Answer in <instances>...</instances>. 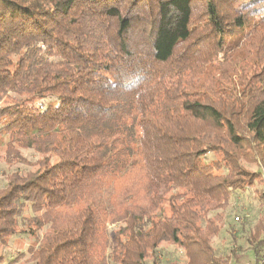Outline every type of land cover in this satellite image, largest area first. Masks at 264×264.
Here are the masks:
<instances>
[{
	"label": "trees",
	"instance_id": "16d2710c",
	"mask_svg": "<svg viewBox=\"0 0 264 264\" xmlns=\"http://www.w3.org/2000/svg\"><path fill=\"white\" fill-rule=\"evenodd\" d=\"M0 138V264H213L264 185V0H0Z\"/></svg>",
	"mask_w": 264,
	"mask_h": 264
},
{
	"label": "rangeland",
	"instance_id": "374dc122",
	"mask_svg": "<svg viewBox=\"0 0 264 264\" xmlns=\"http://www.w3.org/2000/svg\"><path fill=\"white\" fill-rule=\"evenodd\" d=\"M221 54L222 53L219 54V58H222ZM222 67L221 65L215 69V77L218 78L217 71L219 69L221 70ZM225 70L226 69H224V71ZM230 85L233 86L232 84ZM4 141V138H0V153L3 151L2 143H4ZM24 154L30 160H35L37 158L32 152H24ZM240 162L249 172H260L256 164H248L242 160ZM4 171L10 170L5 163V158L0 154V186L4 184L1 175ZM262 175L264 180V174L262 173ZM248 187V189H245L248 190L246 193L243 194L241 190L240 193L242 194H237L234 197L236 200H232L233 198L231 199V205L227 207L221 215L223 228L220 234H217L216 237L214 236L209 240L214 254L218 257H222V259L217 258L213 264H221L220 262L223 264H255L256 260L264 259L263 244L258 245L256 255H252L253 248L257 245L259 235H262V227H264V199L258 198V194L254 191L256 188L263 189L264 185L257 187L252 185ZM108 230H111V227ZM111 231L112 236L114 232L113 230ZM32 242L33 239L30 237L22 236L20 239L13 240L10 243L9 247L10 250H12L8 251L9 253H13V249L23 251L25 247ZM17 243H20L21 246ZM159 247L161 254L158 251V259L162 264L190 263L189 258L181 247L166 243H161ZM231 249L234 251L231 252Z\"/></svg>",
	"mask_w": 264,
	"mask_h": 264
}]
</instances>
